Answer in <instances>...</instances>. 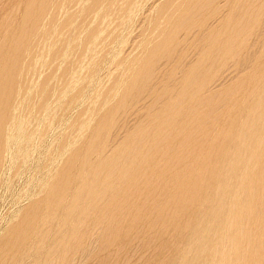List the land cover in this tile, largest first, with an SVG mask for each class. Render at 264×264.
<instances>
[{
    "label": "bare ground",
    "instance_id": "bare-ground-1",
    "mask_svg": "<svg viewBox=\"0 0 264 264\" xmlns=\"http://www.w3.org/2000/svg\"><path fill=\"white\" fill-rule=\"evenodd\" d=\"M144 1L0 0V174L55 101L66 149L0 264H37L69 221L62 263L128 264L138 243L142 264H264V0Z\"/></svg>",
    "mask_w": 264,
    "mask_h": 264
},
{
    "label": "rangeland",
    "instance_id": "rangeland-1",
    "mask_svg": "<svg viewBox=\"0 0 264 264\" xmlns=\"http://www.w3.org/2000/svg\"><path fill=\"white\" fill-rule=\"evenodd\" d=\"M158 2L159 0H146L143 3L138 4L136 8L139 9L141 7H144L146 3L149 4L146 7L148 8L149 6L156 5ZM146 8L144 7V10H147ZM138 9L135 11L136 15L134 14L135 12H132V20L134 24L139 22L138 19L140 17V12ZM113 44L114 45L112 46V48L108 50L107 53H105L106 55L104 56L102 62L96 70L98 71V75L96 78L99 77L98 79H96V81H99L103 77V75L107 73V70L109 69V66L111 65L115 57L114 55L117 54L116 50L118 48H121V45H119L120 47H115L116 40L113 42ZM122 48L125 49L124 47ZM126 53H130L129 49H126ZM65 90L66 89H61V92L64 93ZM88 93L89 91L87 90L83 93V100H80L79 103H83L84 99L87 98ZM79 103H76L75 106ZM62 104L63 103H61V101L60 103H56L55 101L51 105V110L45 111L42 114L36 116V121L34 122L35 127H32L33 131L31 135L24 137V134L27 132V130H21L17 128L13 132L14 137L9 138L5 142L4 148L7 146L8 150H15L18 155L15 157V159H13L12 157H8L7 161L5 162L4 169L1 172L2 174H0V244L5 245L10 244L11 241L13 242L15 233H11L9 229L17 225L18 221L21 219L20 215L22 214V212H24L25 208H27L31 204L30 202H33L34 199L39 200L40 198L45 197V187L51 184L52 172L57 170V168L61 164L63 156L66 154L65 148L62 150L58 149V147L62 143L61 130L62 128L64 129V125H61L59 123ZM65 107L63 109H66ZM34 112L35 110L33 109V113ZM74 114L75 109H70L69 111H67V117H65L66 120H69L71 122V119H74L75 117ZM27 151L29 152V154H26ZM72 183L73 182L70 183V188L73 186ZM71 196L72 194H68L67 197L69 198ZM56 215L59 219L61 218L59 214ZM70 227L71 221L66 222L63 225L64 229L61 232L62 236L68 231V229H70ZM5 232H7V234ZM33 236L35 239L40 237V232L38 231V229H34ZM61 237L55 234V232H50L44 237L46 246L40 250V254L39 251L37 252L40 259L37 264H43L42 261L45 258L51 259V264H70V261H73L71 262V264H74L75 262L76 264H81L82 262V264H92L94 262V258H96L95 255H92L93 257H89L91 259L82 260L83 257L80 251L72 252L71 256L73 260H69L67 263H62L61 261H59L57 259V256L55 257V254L49 252V249H53L56 246L59 247V245L62 244ZM140 245L141 244L138 245V243H136L135 246H133L135 247V252L133 253L128 264H142L143 258L151 251L150 248H144L146 246ZM35 247H37L35 243H32L30 246L31 250H34ZM79 252L81 255L78 254ZM140 252H142V254ZM10 254L9 252H7L6 258ZM10 257L12 258V256ZM81 260L82 262H80ZM134 260L135 262L133 263ZM15 264L25 263L22 261H18Z\"/></svg>",
    "mask_w": 264,
    "mask_h": 264
}]
</instances>
